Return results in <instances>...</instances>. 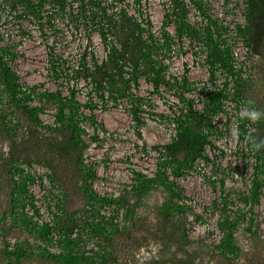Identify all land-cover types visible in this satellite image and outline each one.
I'll return each instance as SVG.
<instances>
[{"label": "rangeland", "instance_id": "374dc122", "mask_svg": "<svg viewBox=\"0 0 264 264\" xmlns=\"http://www.w3.org/2000/svg\"><path fill=\"white\" fill-rule=\"evenodd\" d=\"M202 1L207 18L229 28L223 37L237 62L252 64L253 76L239 85L232 98L223 100L222 111L211 117L214 128L208 133L211 146H207L205 158L196 159L180 177L166 170L179 187L180 197H171L155 182L139 189L133 173L155 177L161 157L156 146L174 136L172 119L182 109L176 86L155 91L140 79L138 93L144 98L140 126L131 119L125 102L94 110L96 123H81L86 132L82 139L88 144L83 163L95 174L87 184L100 197L113 199L111 204L88 197L71 154L57 149L64 133L45 127L55 126V105L35 95L29 104L44 108L38 114L40 123H35L25 113L13 110L0 91V115L4 118L0 117V250L18 243L32 253L42 248L60 252L58 240L70 234L82 238L74 251L103 256L95 264H264V185L258 203L250 201L252 181L264 164V60L247 48L236 31L237 25H245L244 0ZM167 6L168 0H140V5L125 0L130 13L137 9L147 12L156 32L162 28ZM190 19L197 27L205 24L193 8ZM167 29L174 34L173 26ZM0 47L13 50L15 56L8 65L21 85L35 87L38 93L58 89L63 95L73 89L82 102L87 87L81 81L76 83L65 68L75 66L87 50L97 59L105 56L97 36L86 39L58 9L45 6L36 19L21 9L12 10L1 0ZM51 50L60 57L56 74L49 67ZM170 55L168 73L177 81L186 75L191 91L185 94L195 108H201L205 88L213 82L220 87L227 81L220 72L211 77L199 41L175 38ZM99 123L104 132L96 125ZM93 134L98 135L97 142H91L89 135ZM14 181H25L24 191ZM169 199L182 207L175 214L177 222L170 225L159 212ZM22 215L37 224L47 223L57 238L49 242L31 235L18 221ZM226 217L235 222L233 235L240 248L232 259L214 247L221 235L218 223ZM98 221L114 232H91L87 223ZM224 227L228 230L229 224ZM0 264L54 263L33 255L17 261L0 253Z\"/></svg>", "mask_w": 264, "mask_h": 264}, {"label": "trees", "instance_id": "16d2710c", "mask_svg": "<svg viewBox=\"0 0 264 264\" xmlns=\"http://www.w3.org/2000/svg\"><path fill=\"white\" fill-rule=\"evenodd\" d=\"M8 4L12 10L21 9L39 19L45 6L56 8L63 13V19L74 30H81L86 39H91L95 34L99 39L105 56L97 59L94 52L85 51L80 60L73 67L66 66L65 70L75 78V82L81 81L87 87L84 102L77 98L73 89H67V95L60 90L35 92V87L23 86L18 82L16 73L8 65V61L15 56L13 50L8 47H0V91L7 98L8 104L13 110L25 113L33 122L40 123L38 114L43 112L42 105H30L35 95L43 101L55 105V126L46 125L52 131L64 133V138L57 146L58 150L71 154L72 160L81 174L84 191L91 200L103 204L114 202L111 198H103L95 194L88 181L95 177L91 168L83 163V151L88 144L82 139L85 129L82 122H95L94 110H107L117 107L121 102L126 103V110L131 119L140 126V111L144 98L138 93L140 79L148 82L155 91L159 87L170 88L176 86V99L181 103L182 109L172 119L175 134L171 140L160 146V161L154 178H147L133 171L139 180V189H146L149 184L155 182L163 187L171 197H180L179 187L166 173L170 169V175L180 177L185 171L190 170L196 159L205 158L207 146H211L209 132L214 128L211 117L222 111L223 100L232 98L238 93L240 84L246 83L234 72L233 55L231 45L223 34L229 31L227 27H219L207 18L206 8L202 0H168V6L164 11L162 28L156 32L153 24L142 9L130 13L125 7V0H1ZM140 5V0H136ZM245 25L236 26L237 33L242 37L247 48L252 53L264 60V0H244ZM193 8L205 19L203 26L197 27L190 19V10ZM173 26L174 34L167 29ZM180 42L183 39L199 41L205 51V63L211 77L216 72L222 73L227 81L222 86H208L203 92L201 108H195L193 101L185 94L191 91L186 75L180 81L168 73L171 59V46L174 39ZM50 70L56 74V65L60 57L51 50L48 54ZM247 81V80H246ZM82 109H87L88 114ZM1 119H4L0 115ZM96 123V122H95ZM101 131H105L102 124H96ZM91 142L98 141V135H89ZM264 143V142H263ZM20 171L21 169L15 168ZM141 177V179L139 178ZM16 187L24 191L26 182L14 181ZM264 185V164L258 169L252 181V194L250 201L258 203L260 188ZM182 207L173 199L159 207V212L165 223L173 224L175 214L180 213ZM20 225L31 235L44 241L52 242L48 236L50 226L47 223L37 224L25 216H19ZM229 229H225V224ZM234 223L224 218L218 223L221 235L215 244V249L220 254L235 258L240 253L233 232ZM91 232L104 234L114 232L98 222L87 223ZM116 230V229H115ZM82 241L80 235L66 234L58 240L61 246L60 252H50L44 248L37 252H29L21 244H14L12 248L0 250L5 258L20 260L27 255H33L38 259H45L54 264H95L103 256L98 252L86 254L74 251Z\"/></svg>", "mask_w": 264, "mask_h": 264}, {"label": "built area", "instance_id": "2783aa9c", "mask_svg": "<svg viewBox=\"0 0 264 264\" xmlns=\"http://www.w3.org/2000/svg\"><path fill=\"white\" fill-rule=\"evenodd\" d=\"M233 69L234 72L239 76V78L244 81L250 79L253 76V67L248 60L237 62L233 56ZM48 236L52 237V239L57 238L54 232L52 231L48 233Z\"/></svg>", "mask_w": 264, "mask_h": 264}]
</instances>
